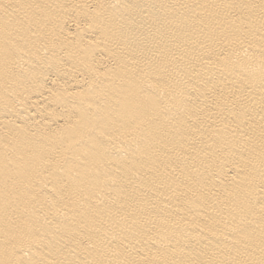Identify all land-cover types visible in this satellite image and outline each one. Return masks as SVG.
<instances>
[{"label": "bare ground", "instance_id": "6f19581e", "mask_svg": "<svg viewBox=\"0 0 264 264\" xmlns=\"http://www.w3.org/2000/svg\"><path fill=\"white\" fill-rule=\"evenodd\" d=\"M0 264H264V0H0Z\"/></svg>", "mask_w": 264, "mask_h": 264}]
</instances>
